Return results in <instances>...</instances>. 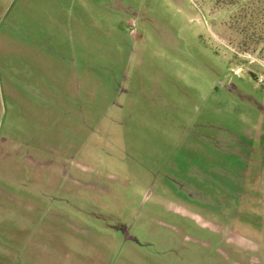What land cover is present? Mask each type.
Wrapping results in <instances>:
<instances>
[{
    "label": "rangeland",
    "instance_id": "obj_1",
    "mask_svg": "<svg viewBox=\"0 0 264 264\" xmlns=\"http://www.w3.org/2000/svg\"><path fill=\"white\" fill-rule=\"evenodd\" d=\"M0 264H264V0H0Z\"/></svg>",
    "mask_w": 264,
    "mask_h": 264
},
{
    "label": "crops",
    "instance_id": "obj_2",
    "mask_svg": "<svg viewBox=\"0 0 264 264\" xmlns=\"http://www.w3.org/2000/svg\"><path fill=\"white\" fill-rule=\"evenodd\" d=\"M226 193H227L226 195L223 194V196H221L224 200L227 199V198H229V197H231V196H232L233 198H237V196H236L235 193H234V194H232V193L230 194V191H228V192H226ZM224 197H225V198H224ZM222 198H221V199H222ZM245 199H246L245 197L242 198V200H245Z\"/></svg>",
    "mask_w": 264,
    "mask_h": 264
},
{
    "label": "flooded vegetation",
    "instance_id": "obj_3",
    "mask_svg": "<svg viewBox=\"0 0 264 264\" xmlns=\"http://www.w3.org/2000/svg\"><path fill=\"white\" fill-rule=\"evenodd\" d=\"M198 173V172H197ZM195 173V174H197ZM187 188V189H186ZM181 189H185L188 190V183L187 182H183V185L181 187ZM198 195L200 196V191H198ZM203 198H201L202 200H204L206 197L202 196Z\"/></svg>",
    "mask_w": 264,
    "mask_h": 264
}]
</instances>
